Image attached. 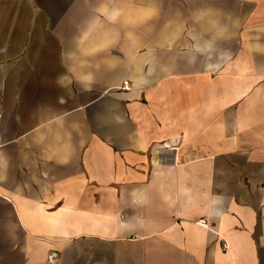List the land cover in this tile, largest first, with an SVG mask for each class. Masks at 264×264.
I'll return each instance as SVG.
<instances>
[{"label": "crops", "instance_id": "1", "mask_svg": "<svg viewBox=\"0 0 264 264\" xmlns=\"http://www.w3.org/2000/svg\"><path fill=\"white\" fill-rule=\"evenodd\" d=\"M0 264H264V0H0Z\"/></svg>", "mask_w": 264, "mask_h": 264}, {"label": "built area", "instance_id": "2", "mask_svg": "<svg viewBox=\"0 0 264 264\" xmlns=\"http://www.w3.org/2000/svg\"><path fill=\"white\" fill-rule=\"evenodd\" d=\"M124 91H130L131 87L128 84H125L122 88ZM48 261L50 263H55L58 261V254L57 253H50L49 257H48Z\"/></svg>", "mask_w": 264, "mask_h": 264}]
</instances>
